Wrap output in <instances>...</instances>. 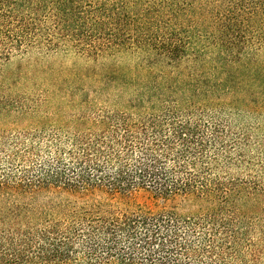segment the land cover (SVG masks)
Segmentation results:
<instances>
[{"label": "trees", "instance_id": "16d2710c", "mask_svg": "<svg viewBox=\"0 0 264 264\" xmlns=\"http://www.w3.org/2000/svg\"><path fill=\"white\" fill-rule=\"evenodd\" d=\"M13 113L0 264H264V0H0ZM137 187L199 209L60 195Z\"/></svg>", "mask_w": 264, "mask_h": 264}, {"label": "rangeland", "instance_id": "374dc122", "mask_svg": "<svg viewBox=\"0 0 264 264\" xmlns=\"http://www.w3.org/2000/svg\"><path fill=\"white\" fill-rule=\"evenodd\" d=\"M33 122L28 119L20 118L16 113L10 115L0 116V128L1 129H21ZM62 197H69L71 200H77L79 202H92L96 200H111L110 202L120 205L121 207H138L143 206L152 210L174 209L182 215L192 214L196 212L199 207L194 204L188 198L182 195H176L174 197H163L159 195L154 189L149 187H137L132 189L129 193L118 194L111 193L105 189H96L86 193L72 195L67 192H60ZM50 197L58 198L55 193H49L41 197V201L47 200Z\"/></svg>", "mask_w": 264, "mask_h": 264}]
</instances>
